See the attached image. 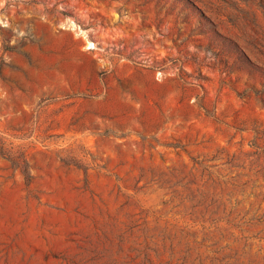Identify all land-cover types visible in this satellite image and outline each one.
Returning <instances> with one entry per match:
<instances>
[{"label": "rangeland", "instance_id": "rangeland-1", "mask_svg": "<svg viewBox=\"0 0 264 264\" xmlns=\"http://www.w3.org/2000/svg\"><path fill=\"white\" fill-rule=\"evenodd\" d=\"M0 44V264H264V0H0Z\"/></svg>", "mask_w": 264, "mask_h": 264}, {"label": "bare ground", "instance_id": "bare-ground-1", "mask_svg": "<svg viewBox=\"0 0 264 264\" xmlns=\"http://www.w3.org/2000/svg\"><path fill=\"white\" fill-rule=\"evenodd\" d=\"M89 48H95L92 43H90Z\"/></svg>", "mask_w": 264, "mask_h": 264}, {"label": "crops", "instance_id": "crops-1", "mask_svg": "<svg viewBox=\"0 0 264 264\" xmlns=\"http://www.w3.org/2000/svg\"><path fill=\"white\" fill-rule=\"evenodd\" d=\"M0 53H2V47H1V44H0ZM6 54V53H5Z\"/></svg>", "mask_w": 264, "mask_h": 264}]
</instances>
